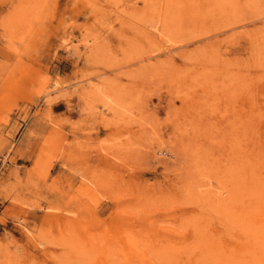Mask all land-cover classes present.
<instances>
[{
  "label": "rangeland",
  "instance_id": "rangeland-1",
  "mask_svg": "<svg viewBox=\"0 0 264 264\" xmlns=\"http://www.w3.org/2000/svg\"><path fill=\"white\" fill-rule=\"evenodd\" d=\"M0 264H264V0H0Z\"/></svg>",
  "mask_w": 264,
  "mask_h": 264
}]
</instances>
